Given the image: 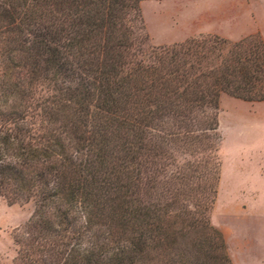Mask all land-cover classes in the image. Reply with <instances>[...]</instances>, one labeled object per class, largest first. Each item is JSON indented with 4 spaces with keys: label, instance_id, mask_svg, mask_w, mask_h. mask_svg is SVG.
Segmentation results:
<instances>
[{
    "label": "trees",
    "instance_id": "obj_1",
    "mask_svg": "<svg viewBox=\"0 0 264 264\" xmlns=\"http://www.w3.org/2000/svg\"><path fill=\"white\" fill-rule=\"evenodd\" d=\"M144 0H0L12 264H233L211 221L223 95L264 102V38L153 45Z\"/></svg>",
    "mask_w": 264,
    "mask_h": 264
},
{
    "label": "rangeland",
    "instance_id": "obj_2",
    "mask_svg": "<svg viewBox=\"0 0 264 264\" xmlns=\"http://www.w3.org/2000/svg\"><path fill=\"white\" fill-rule=\"evenodd\" d=\"M141 10L156 46L201 34L264 38V0H144ZM1 68V65H0ZM221 178L212 223L225 236L233 264H264V102L223 95L219 111ZM34 201H0V264H12Z\"/></svg>",
    "mask_w": 264,
    "mask_h": 264
}]
</instances>
